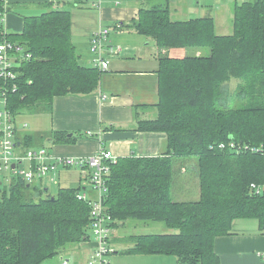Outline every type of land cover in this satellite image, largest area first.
<instances>
[{
  "label": "trees",
  "instance_id": "trees-1",
  "mask_svg": "<svg viewBox=\"0 0 264 264\" xmlns=\"http://www.w3.org/2000/svg\"><path fill=\"white\" fill-rule=\"evenodd\" d=\"M164 1L141 6L127 25L152 37L160 51L157 116L137 121L136 130L165 133L166 150L112 162L103 204L111 226L130 219L167 228L130 237L127 253L221 264L214 240L233 233L234 221L256 219L264 229V0L233 1L229 34L215 32L212 15L172 19ZM7 10L0 0V41L31 54L12 65V76L0 72V96L5 93L14 117L50 113L55 96L94 91L101 70L79 61L69 10L25 17L20 33H6ZM171 48L186 53L170 57ZM231 78L239 81L227 97L223 85ZM39 138L67 140L60 131ZM18 139L27 144L32 137ZM251 183L261 192L252 193ZM81 189L59 187L50 194L20 180L0 183V264H43L87 241L90 205L77 198Z\"/></svg>",
  "mask_w": 264,
  "mask_h": 264
},
{
  "label": "crops",
  "instance_id": "crops-1",
  "mask_svg": "<svg viewBox=\"0 0 264 264\" xmlns=\"http://www.w3.org/2000/svg\"><path fill=\"white\" fill-rule=\"evenodd\" d=\"M84 1L87 2L89 0H75L74 2L67 0H4L5 7L8 10L2 16L3 29L6 33H20L25 17L37 16L53 8L70 11V8H64L65 6H62L61 2H68L75 6ZM169 1L170 16L177 13L185 14L190 9L187 6L188 0ZM91 4L96 6L93 5L92 0ZM199 4L192 6V9L195 10L194 12L203 13V11H206L205 13L207 14H196L195 16L212 15L210 14L212 13L210 5L205 7L200 5L201 7H199ZM148 5L149 0H102L100 6L94 7L96 19L93 26L85 32L86 41H88L90 34L97 25L100 28L104 26V23H109V26L122 23L124 25V27L120 28L122 33H136L138 35L137 38L131 37L132 40L129 44H125L124 48L123 46L120 47V51L115 56L110 55L109 66L107 69L101 70L100 80L94 91L88 94L55 96L52 101L51 112L46 113L48 116L45 119V126L43 128L37 126L34 128L35 130L30 132L21 131L19 133L20 130H18L20 138L24 134L31 135L32 138H39L43 133L60 131L65 134L67 140L55 142L49 139L52 145L47 148H49V152L52 155L61 157H89L101 147L111 151L115 159L131 155L138 157L158 156L166 150L165 133L136 130L137 121L153 119L157 116L155 104L158 100V77L156 70L160 51L152 37L146 36L145 39H140L139 36L141 34L127 25L136 16L141 6ZM224 6H217L216 10H221L225 8ZM217 16L218 14L215 17L212 16L215 26L217 25L215 20ZM119 34L121 33L111 35L110 41L108 40L109 43L119 45L116 44L118 43ZM143 46H145L147 51L144 50ZM185 53L186 49L184 48H171L166 51V54L170 57H182ZM77 54L81 60V55ZM89 59L91 57L88 55L86 60L79 61L84 65L90 66ZM235 79L238 83L239 80ZM18 140L21 141L20 139ZM35 145L44 144L43 142H38ZM61 169L59 168L55 173L51 174V179L48 178V180H58L59 183V177L62 174ZM69 169H76L78 177L77 175L75 177L69 171L63 172L66 174L69 185L58 186V188H77L82 186V192L89 199H97L99 197L98 192L94 191L88 181V169L83 170L76 167H69ZM44 190L48 192L46 186ZM134 222L136 221L129 219L123 222H114L115 224L111 226L114 229L118 226H128L133 230L121 238L112 236L110 240L111 245L119 242L120 244L128 242L129 244H126L123 249L125 254H131L126 252L133 246L130 237L167 231V228H158L161 232L136 230L135 227H152L153 223ZM159 223L164 225L163 222ZM232 230L233 233L218 236L214 240V251L219 256L220 263L264 264V234L263 228L261 229L257 220L252 218L237 219L233 223ZM88 241L74 246H67L64 248L65 250L62 249L56 255L60 256L59 264H62L63 260L69 264V258L64 259V256L73 255L76 257L81 249L89 246L94 247V242ZM130 256L132 264H178L177 258L171 255L135 254Z\"/></svg>",
  "mask_w": 264,
  "mask_h": 264
},
{
  "label": "built area",
  "instance_id": "built-area-1",
  "mask_svg": "<svg viewBox=\"0 0 264 264\" xmlns=\"http://www.w3.org/2000/svg\"><path fill=\"white\" fill-rule=\"evenodd\" d=\"M101 2L102 0H92L93 5L96 6H100ZM112 28L115 31L121 27L119 23H116ZM108 36L109 30L100 27L92 33L89 39V50L94 55L92 65L100 70L108 68L110 63L108 56L120 51V47L114 48L112 44L108 43ZM30 58L31 54L24 51L22 45L7 39L0 41V72L3 75L12 76V65H17L19 62L27 61ZM4 94L2 92L0 96V183L10 185L13 180H20L28 185L44 189L43 179L45 177L51 179L50 175L59 168L88 169V181L91 187L97 190L99 197L91 200L80 191L77 193V198L88 200L90 205V229L95 239V250L91 257L92 260L88 264H94L98 260L101 264L103 262L102 256L107 252L105 245L109 241L107 234L112 223V219L103 204V197L107 191L106 181L110 173V164L116 159L112 152L104 147L89 157L54 156L44 146L38 149L23 148L21 141L18 140L17 117H14L7 107ZM22 127H26L25 122ZM24 162H26V166L23 165ZM250 189L252 193L257 194L261 192L262 187L251 183ZM62 264H67V262L63 260Z\"/></svg>",
  "mask_w": 264,
  "mask_h": 264
},
{
  "label": "rangeland",
  "instance_id": "rangeland-1",
  "mask_svg": "<svg viewBox=\"0 0 264 264\" xmlns=\"http://www.w3.org/2000/svg\"><path fill=\"white\" fill-rule=\"evenodd\" d=\"M134 1V0H133ZM168 5L170 3L169 0H167ZM199 1V2H198ZM74 2V1H72ZM62 6H65L64 8H70L71 11V39L72 42L75 45L76 51L77 53H79L81 56V60L87 58V56L89 55L91 57V59H89V63L90 65L93 64V54L90 52L89 50V39L92 35V33H94L95 31H97L99 28V26L97 25V27L93 30V32L90 34L88 41H86L85 38V32L88 31L93 24L95 23V8H97V6H92L91 4V0L89 1H84L81 2L79 5H75L73 6L72 4L68 3V2H61ZM156 3H166L164 0H149V5H153ZM197 3L199 4V7H201L200 5H202V7H205L206 5H210L211 9H212V16L215 17L216 14H218V16L216 17V22L217 25L215 26V31L219 32V33H223V34H229L232 31V11H231V7H232V0H188L187 2V6H189V11L186 12L185 14H181V13H177V14H172L171 17L175 20H182V19H187L189 17H193L196 14H207L205 13L206 11H203V13L199 12V13H195L192 8V6H195ZM225 3V4H223ZM148 5V6H149ZM223 6L225 5L223 9L221 10H216L217 6ZM197 7V6H196ZM209 7V6H208ZM170 9V8H169ZM219 12V13H218ZM109 23H104V26H102L103 28H107L109 30V36H108V40L110 39L111 35L115 34V33H121L119 34V38L117 40L119 45H113L114 48H116L117 46L124 48L125 44H129V42L132 40L131 37L137 38V34L133 33V34H125L124 32L122 33V30L118 29L116 31L113 30V26H109ZM130 35V36H129ZM140 39H145L146 36H139ZM151 39V38H149ZM110 41V40H109ZM108 41V43H109ZM147 41V40H146ZM147 47V45H145ZM144 47V50L147 51ZM125 50V49H124ZM208 49H205V52ZM115 56V54H114ZM111 56H108V58ZM80 60V59H79ZM80 60V61H81ZM237 81L235 78L229 80L228 82H226L223 85V92H224V96H231L233 94V92H235V87L237 86ZM47 114H36V113H22L20 114L17 119V125L19 128V133L21 131H26V132H30L32 130H35L34 128L38 127H44L46 124L45 119L47 118ZM37 121V123H36ZM26 123V127H22L23 123ZM42 130V129H40ZM34 133V132H31ZM38 142H43L44 147H51L52 142L49 139H40L37 137H33L32 140H30L27 144L23 142L22 146L23 148H27V147H31V148H41V145H35ZM49 150V148H47ZM24 166H26V162H24L23 164ZM22 167V166H21ZM61 176L59 177V183L58 180L56 181H49L47 177H45L43 179V183L44 185L48 188V192L50 194H54L58 188V186H66L69 185V183H67V179H66V174L63 173L65 171H69V173H73V175H77L78 177V171L76 169H64L62 168L61 170ZM76 180V179H74ZM177 184V183H176ZM88 188L91 189L90 186H88ZM92 190V189H91ZM94 191L97 193V190L94 189ZM176 196V193H175ZM134 223H137L134 222ZM153 224L151 225L152 227H142V228H136V230L140 229L141 230H145L147 232V230H150V232H161L159 231L158 228H164L166 229V227L159 222H152ZM157 230V231H156ZM133 230L128 227V226H118L117 228H111L108 232V243L105 245V248H107V252L105 254H103L102 256V260L103 262H101V264H132L131 260H130V255H135V254H125L123 252L124 246H126V244H129L128 242H126L125 244L122 243L120 244H114L111 245L110 240L112 239V236L114 237H124L127 234H129L130 232H132ZM89 233H90V237H89V241L88 242H94V236L91 232V229H89ZM95 247L93 246H89L88 248H83L81 249L78 253V255L75 257L73 255H68V256H64V259L69 258V264H88V262L90 260H92V255H93V251H94ZM65 250V249H64ZM60 256H55L54 258L48 259L47 261H45L43 264H59L60 263ZM94 264H99V260L96 261Z\"/></svg>",
  "mask_w": 264,
  "mask_h": 264
},
{
  "label": "water",
  "instance_id": "water-1",
  "mask_svg": "<svg viewBox=\"0 0 264 264\" xmlns=\"http://www.w3.org/2000/svg\"><path fill=\"white\" fill-rule=\"evenodd\" d=\"M230 138H231V136H230ZM263 189H264V187H263Z\"/></svg>",
  "mask_w": 264,
  "mask_h": 264
}]
</instances>
